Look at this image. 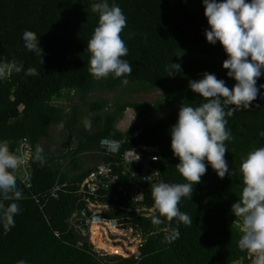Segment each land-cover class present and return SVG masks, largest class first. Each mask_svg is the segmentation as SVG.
Here are the masks:
<instances>
[{"label": "trees", "instance_id": "obj_1", "mask_svg": "<svg viewBox=\"0 0 264 264\" xmlns=\"http://www.w3.org/2000/svg\"><path fill=\"white\" fill-rule=\"evenodd\" d=\"M129 84L163 93L152 103L96 94ZM64 96L69 107L56 103ZM129 110L137 121L122 129ZM104 138L120 153L147 146L160 157L153 183L142 181V165L132 176L114 163L117 185L141 180L144 205L161 203L151 218L105 210L142 231L140 258L99 252L71 221L85 206V180L118 160ZM23 140L30 186L14 164ZM108 193L99 190L101 202L134 205ZM164 194L180 215H168ZM254 204L256 217L264 0H0V264H254L238 224ZM166 227L180 237L167 242Z\"/></svg>", "mask_w": 264, "mask_h": 264}, {"label": "built area", "instance_id": "obj_2", "mask_svg": "<svg viewBox=\"0 0 264 264\" xmlns=\"http://www.w3.org/2000/svg\"><path fill=\"white\" fill-rule=\"evenodd\" d=\"M101 145L107 154L112 155L118 160L113 163L101 164L97 170L89 176L83 186V199L85 206L78 210L72 216V224L81 231L82 236L89 238L90 242L94 245L95 249L98 250L95 245V237L93 233L97 232L99 238H107L110 242L111 247H114L113 252H108L103 249H99V252H105L110 254L122 255L124 257L134 256L140 258V246L144 243V237L142 231L139 228L127 227L126 223H121L117 219L105 217V210L120 207L123 210L136 212L140 216L154 217L152 211L156 205L161 203L157 202L152 207L144 205V186H141V180L132 181L131 177L125 186L117 185L118 174L115 173L114 163L117 167H122V171L126 174L136 176V173H131L132 168L135 165H142L144 167L142 173V181L154 182L158 173H152L151 161H158L159 156L151 153L150 147L142 146L135 149H128L120 153V143L117 140L104 138L101 140ZM148 150V151H147ZM32 155V146L27 140H23L17 147L14 154V164L19 169L24 181L28 186L31 185V164L30 157ZM133 166L130 168V165ZM151 177L148 179V177ZM108 190L111 194L119 192L126 201L132 199L134 205H119L118 202L103 203L100 200L102 195L99 194V190ZM169 197L165 196L164 198ZM116 198V197H115ZM256 205H252L248 208V214L242 216L238 220L241 231L243 232L245 239L253 246L249 252L248 258L254 260V264H264V225L256 220L253 215V211ZM168 215L172 216L175 213L180 215L179 208L172 205L169 207ZM160 210V209H159ZM157 212V215L159 213ZM155 215V216H157ZM166 240L167 242L175 241L180 237V231L178 229L171 230L166 227ZM97 237V238H98ZM83 240L78 242L79 246H83ZM230 264H244L242 260L234 261Z\"/></svg>", "mask_w": 264, "mask_h": 264}, {"label": "rangeland", "instance_id": "obj_3", "mask_svg": "<svg viewBox=\"0 0 264 264\" xmlns=\"http://www.w3.org/2000/svg\"><path fill=\"white\" fill-rule=\"evenodd\" d=\"M133 87H134L133 84H129V85H126L124 87L119 88L115 92L100 91V92H98L96 94H99L100 96H104V97L108 98L112 102L113 101H116V100H128V101H131V102H147V103H152L155 100L159 99L162 96V93H163V90L162 89H154V90L148 91V92H137V93H135V92L132 91ZM73 94L74 93H72V95ZM56 103H58L60 105H63L65 107H69V105L71 104V101H70V98L69 97L64 96V97L56 100ZM178 107L179 106H177V108ZM161 115H162V112L160 111V112H157V113L149 116L148 118H146V120L145 119L144 120L145 121H154V120L158 119ZM136 121H137V118H136L135 113L132 110H129L127 112L126 118L119 124V127L122 128V129L131 128L135 124ZM54 133L56 134L55 136H58L59 135V129L58 128L55 129L54 130ZM150 150H153V148H150ZM172 202L173 201L170 200V198H168L164 202V205L171 206L172 205ZM260 208L261 209H259L256 212V217L257 218L258 217H260V218L261 217H264V204H261ZM159 209H160V205H156L154 207V210L152 211V216L153 215L154 216L157 215V212H158ZM92 236L95 237L94 242H95V245L97 246V248L106 250L108 252H113L114 247H111L110 242L107 240V238H103V239L102 238H99L97 235H95V233H93Z\"/></svg>", "mask_w": 264, "mask_h": 264}, {"label": "water", "instance_id": "obj_4", "mask_svg": "<svg viewBox=\"0 0 264 264\" xmlns=\"http://www.w3.org/2000/svg\"><path fill=\"white\" fill-rule=\"evenodd\" d=\"M133 166V164L130 165V168Z\"/></svg>", "mask_w": 264, "mask_h": 264}, {"label": "bare ground", "instance_id": "obj_5", "mask_svg": "<svg viewBox=\"0 0 264 264\" xmlns=\"http://www.w3.org/2000/svg\"><path fill=\"white\" fill-rule=\"evenodd\" d=\"M95 234H97V232H95Z\"/></svg>", "mask_w": 264, "mask_h": 264}]
</instances>
